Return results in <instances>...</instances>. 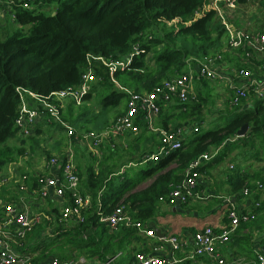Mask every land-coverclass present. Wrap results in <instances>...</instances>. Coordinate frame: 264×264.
I'll return each instance as SVG.
<instances>
[{"label":"trees","instance_id":"16d2710c","mask_svg":"<svg viewBox=\"0 0 264 264\" xmlns=\"http://www.w3.org/2000/svg\"><path fill=\"white\" fill-rule=\"evenodd\" d=\"M4 1L12 2L9 10L14 19L9 18V25L13 27L10 32L0 27V170L14 161V150L24 155L23 149L4 145L10 139H17L15 121L21 106L20 91L25 90L45 98L52 93L78 86L82 76L91 69L95 80L90 83V90L83 96L80 105L76 106L70 99L63 101L62 118L79 134L99 132L111 124L104 126L96 122L102 114L111 111L115 115L113 121L122 116L131 93H151L163 81L182 73L188 65H193L195 60L218 52L224 34V28L211 8L213 0ZM257 1L264 10V0ZM53 2H57L58 7L52 16L46 14L42 6ZM246 2L238 0L237 6L245 5ZM24 4L28 7H23ZM24 27H27L26 31ZM135 45L141 53L134 55L127 67L117 69L112 75L106 67L92 59L101 57L112 62L122 61L132 53ZM98 92L104 94L97 102L95 112L87 104ZM23 95L28 104L33 103L27 94ZM207 98L196 95L195 100L188 103H180L173 98L169 104L161 105L166 106L164 109L160 106L156 125L165 131L176 132V127L181 123L188 124L192 119L199 122L192 127L189 137L185 140L182 137L180 149L156 162L147 158L157 152L159 137L149 133L142 120L135 121L139 133L120 138L127 139V143L117 145L114 140L103 141L96 149L100 154L97 165H94L96 155L86 145L66 138L65 148L70 144L75 155L74 165L78 177L75 193L83 199L88 197L89 205L80 210L82 222L70 220L59 223L61 208L51 211L55 215L48 222L51 223L50 234L54 236L40 233L34 252L40 249L42 258L47 256V252L52 255L51 258L59 260H73L83 255L89 260L95 257L106 264H136L135 255L148 252L137 230L118 227L111 232L100 223L98 214H111L116 206L121 205L134 221L147 227L146 223L155 214L160 199L166 198L181 183L183 171L188 164L205 153L213 157L209 163L206 162L207 167L203 164L196 169L199 174L229 159L235 163L227 169L231 191L237 193L248 187L251 195L256 198L259 193L256 192L254 182L264 185V167L252 173L247 170L252 166L249 160L264 161V157L261 159L264 156V106L255 99L251 108L233 109L227 121L222 122L225 116L220 115L214 121L217 124L205 127L201 111ZM196 100L198 102L194 103ZM170 110H176L177 116L170 114ZM41 123L52 126L50 129L53 133L65 134L60 124L48 123L45 116L41 117ZM87 123L92 126L90 130L85 128ZM244 124L248 125L246 134L237 137V131ZM36 133L39 135L43 131L39 127ZM26 139L22 142L30 141L32 153L40 148L39 141L34 137ZM79 150L89 156L91 153L93 164L85 159L79 161L76 158ZM126 150L131 153H126ZM119 152L128 155L125 162L108 167L106 163L111 160V156ZM130 164L134 167H128ZM172 164L176 167L170 168ZM148 180L151 182L146 188L138 189ZM195 192L204 197L197 202L210 198L198 192L197 188ZM73 194L64 191L63 207H74ZM212 198L222 201L217 195ZM260 211H264L262 203L255 219L249 224H242L241 229L249 225L261 228L264 216L258 218ZM59 230L63 232L57 234ZM27 237L28 234L25 239ZM246 239L244 241L247 242ZM133 244L139 249L135 251L134 258L128 252ZM228 244L232 247L233 244L240 245L241 241L232 238ZM29 256L30 264H38L40 261ZM119 258L124 260L118 261Z\"/></svg>","mask_w":264,"mask_h":264},{"label":"built area","instance_id":"2783aa9c","mask_svg":"<svg viewBox=\"0 0 264 264\" xmlns=\"http://www.w3.org/2000/svg\"><path fill=\"white\" fill-rule=\"evenodd\" d=\"M237 1L213 0L211 3V8L215 11L219 23L224 28L223 47L240 64L250 65L254 60L264 64V31L258 29L246 31L235 27L234 22L229 20L227 16V11H234L237 8ZM11 3L0 0L1 16L5 14V8L10 9ZM23 7L27 8L28 6L24 4ZM9 16L14 19V15L10 10ZM221 51L195 60L193 65H188L187 69L182 73L166 79L160 86L155 87L151 93H131L124 114L117 117L110 125L99 132L89 131L79 134L71 126L63 122L62 118L63 101L70 99L76 105H80L83 96L90 90V83L95 80L91 69L82 76V82L78 86L52 93L45 98L22 90L20 91L21 106L19 115L15 121V127L18 130L17 134L22 138L32 137L36 124L41 117L45 116L48 119V123H57L64 128L66 138L69 141L72 139L76 143L79 142L86 145L92 154L98 156L96 149L103 141H117L127 134L136 135L139 133V128L135 121L142 120L147 130L157 134L159 137L157 152L150 155L147 159L153 162L159 161L167 157L171 152L180 149L183 137L180 131H165L156 126L160 106L169 104L173 98L180 103L194 101L193 85L196 80H205L210 83L221 80L222 77L214 70L216 64L224 62V54ZM139 53L141 51L135 45L132 53L122 61L112 62L101 57L92 59L106 67L110 75H112L117 69L127 67L132 57ZM233 70V73L239 77H250L248 70L242 68ZM228 89L231 91L227 99L228 107H241L245 102L249 101L250 97L264 103V79H250L247 84L240 86H235L230 82ZM24 93L32 99L33 103L28 104L25 101ZM194 130L196 131V129ZM74 156L73 148L68 144L62 157H51L48 160V166L61 168V179L43 173L34 175L35 184L42 199L55 198L60 200L63 198L65 190L74 193V207L61 206L58 217L59 223H66L70 220L82 222L80 210L89 205L88 197L83 199L75 193L78 177L74 165ZM212 157L213 155L205 153L191 161L183 171L181 183L166 198H161L160 201L174 205L186 204L189 200H203V195L195 192L197 180L200 177L196 169L208 162ZM25 179L26 176H23L21 181ZM254 185L256 186V192L260 193L263 191L264 186L262 183L257 181ZM24 188L23 184L19 187L20 190ZM250 193L251 190L248 187L242 189L244 196H248ZM221 200L224 203L227 219V227L223 232H216L214 228L205 226L193 233L190 243L174 235L164 236L159 239L160 242L167 244L172 252L182 251L184 254L182 261L195 262L197 259L203 258L214 261L217 264H224V260L219 257L217 250L231 242L242 224H247L255 219L256 212L261 207V201H254L250 211H240L230 197L224 196L221 197ZM98 215L100 223L104 224L111 232L116 231L118 227L134 228L139 235L146 238L155 237L153 230L148 229L141 222L134 221L121 205L116 206L111 214ZM45 218L41 213L31 212L25 204H11L0 200V264H30L31 257L28 254L18 253L12 245H20L26 235L39 226ZM49 220L50 218L47 219V221ZM253 257L254 260L249 262H246L243 258L237 260L234 264H264V244L253 250ZM135 259L136 264H177L180 262L172 257L156 258L144 253H137ZM241 260L242 263L240 262ZM47 264H87V261L85 258L59 260L50 257Z\"/></svg>","mask_w":264,"mask_h":264},{"label":"crops","instance_id":"0c3cea01","mask_svg":"<svg viewBox=\"0 0 264 264\" xmlns=\"http://www.w3.org/2000/svg\"><path fill=\"white\" fill-rule=\"evenodd\" d=\"M237 7L235 10H237ZM234 10V11H235ZM233 12V11H229ZM230 20V19H229ZM260 31H264V25L260 28H257ZM224 38L221 40V51L224 54V62L221 64H216L214 70L217 74H219L222 79L218 80L214 83H209L205 80H196L193 85V91L195 96L197 97L202 96H210L208 95L204 88L210 87L214 90V99L217 97V100L213 103L214 107L217 109V113L219 116L230 113L233 109L227 106V99L228 96L231 94V91L228 89L229 83L232 82L235 86H240L247 84L250 79L262 80L264 79V64L263 62L258 63L256 60L252 61L250 65L247 64H240L238 61L234 59V57L225 51L223 47ZM188 67V66H187ZM190 68V66H189ZM236 68H242L248 70L250 72V79L243 78L235 75L234 70ZM196 100L194 103H197ZM255 102V99L250 97L249 101L245 102L244 105L241 107L244 108H251ZM264 106V103H262ZM166 106H161L164 109ZM241 109V108H240ZM170 114L177 116L176 110L168 111ZM160 114V112H159ZM159 118V115H158ZM157 118V121H158ZM218 119V118H217ZM216 119V120H217ZM202 123L204 122V126L215 125L217 123L214 120L205 121L203 116H201ZM156 121V123H157ZM199 121L197 119H192L188 121V124L181 123L180 126L176 127L178 131L182 133L183 139L185 140L192 134V127H194ZM213 122V123H210ZM40 121L36 124L34 128L33 136L34 139L38 140L39 136L43 135V133L37 135L36 129L41 128L43 132H49L50 136L53 134V130L50 129L49 126L43 125L42 123L39 124ZM207 123H210L207 125ZM157 126V125H156ZM49 127V128H48ZM171 128V126H169ZM58 133V132H56ZM154 134L152 132H149ZM59 134L58 141L55 142L53 145V152L48 154V158H43L39 161V165H36L35 162L26 163L25 161L32 160L34 158V154L31 152H24V155H19L22 160V164L18 163L20 166L10 167L11 165L15 164L13 162L9 163L3 169L0 170L2 174L0 175V200L5 203L11 204H25L28 209L36 214H42L46 218L44 221L37 226L28 237L22 241L20 245H12V247L18 252L23 254H29L33 257V260L36 259L38 264H47L49 261L50 256L45 252L47 255L45 258L41 257V250L38 249L34 252L33 249L37 248L38 241H39V234L42 233L43 235H47L49 237L54 236L50 234V224L47 219L52 218L55 213L54 210L57 208L60 210L62 206V199H52L46 198L42 199L38 193L34 175L43 173L47 174L51 177H55L61 179V168L58 166H48V160L51 157H62V154L65 150L66 144V137L63 133ZM156 135V134H155ZM126 136V135H125ZM124 136V137H125ZM17 139L15 141H19L21 143L24 139L20 137L18 134L16 135ZM14 141V142H15ZM125 146V145H124ZM39 147H41L39 145ZM38 150H41L40 148ZM37 152V151H36ZM35 152V153H36ZM29 153V154H28ZM28 154V155H27ZM100 155V154H99ZM98 155V156H99ZM18 157V158H19ZM209 163V162H208ZM208 163H204V167H207ZM223 164V163H222ZM222 164L219 166L221 167ZM234 165V164H233ZM230 165V166H233ZM219 166H212L206 168L208 172L200 173V177L197 180V191L203 193L204 195L209 196L210 198L204 202H197V201H190L186 205L181 204H174L173 206L166 204V203H159L155 214L153 217L146 223L147 227L150 230H153L155 233L154 238H146L142 235H139L141 239L146 243V247L148 248L147 254L156 258H175L178 262L177 264H217L214 261L208 259H197L195 262L189 261H182L184 258V254L182 251L172 252L170 247L160 242V238L168 235H174L179 237L181 240H185L186 242L190 243L192 240V235L199 229H202L205 226H210L214 228L216 232H223L227 227V219L225 213L224 203L220 200L213 199L212 197L217 195V197H224L228 196L231 198V201L237 206V209L240 211H250L253 207V202L255 200H260L264 203V198L261 194H259L256 198L254 195L244 196L242 194V190L233 193L231 191V185L228 181V173L227 169L221 172V168ZM229 166V169H230ZM176 167L175 164H172L170 168ZM219 167V172L217 173L215 169ZM96 168V167H95ZM6 172L5 175L3 173ZM248 173L253 172V167H249L247 170ZM26 176L24 181H21V178ZM151 180L146 181L144 184L141 185V189L146 188ZM23 184L25 188L20 190V185ZM243 189V188H242ZM51 204V205H50ZM263 207V204H262ZM264 209V208H263ZM52 211V212H51ZM50 212V213H47ZM264 216V211H260L259 216ZM41 226L40 229H38ZM53 226V225H52ZM158 226V227H157ZM63 231L57 232V234L62 233ZM248 241H244L247 240ZM233 239H239L241 244H233L232 247L228 245L220 247L217 250V253L220 258L224 260V264H234L239 259H245L246 262L254 260V257L251 256V251L254 250L256 247L264 244V225L261 228H256L254 225H249L241 229V227L237 230L236 234L234 235ZM135 243V242H133ZM141 244L139 245V247ZM53 247L52 249H55ZM50 249V250H52ZM34 252V253H33ZM52 254V253H51ZM85 258L87 264H106L101 263L97 258L93 257L89 260L87 257L83 255H79L74 257L73 259L78 258Z\"/></svg>","mask_w":264,"mask_h":264},{"label":"rangeland","instance_id":"374dc122","mask_svg":"<svg viewBox=\"0 0 264 264\" xmlns=\"http://www.w3.org/2000/svg\"><path fill=\"white\" fill-rule=\"evenodd\" d=\"M57 7H58V3L57 2H53V3L47 4V5H43L42 6V10L46 14L52 15L54 10ZM224 7H226V6L224 5ZM236 7H239V8L237 10L233 11V12L227 11V16L232 22H234L235 27H238L240 29L249 31V30H252V29L260 28V27H262V25H264V10L260 8L261 6L259 5V2L257 0H247L245 5L236 6ZM9 18H10L9 10H8V8H5V14L2 15V16L0 15V27L2 26L3 30H6V31L10 32L11 28H13V27H12V25H9ZM23 29H24V31H26L27 27H24ZM4 33H6V32H4ZM2 39H4V38H2ZM111 81H113V80H111ZM113 82H114V84L117 83L115 79H114ZM204 90L210 96H208L207 103L204 105L203 110L201 111V116H203V119H205V121H207V122L211 121V120L215 121L217 118L221 117V116L218 115L220 113L215 112V111H217V109L213 105V103L217 100V97L214 99V94L215 93H214V90H212L210 87H206V88H204ZM103 94L104 93H102V92H98L97 94H95L96 97L94 99H92L91 101H89L90 103L87 104V105H89V109L94 110L95 112L97 111V108H98L97 102H99V100L101 99ZM209 102H210V104H208ZM76 108H78V107H76ZM75 112H77V111H75ZM113 114L114 113H112L111 111H109V112H107L105 114H102L100 116V118L96 119V122L97 123L101 122L104 126L106 124L108 125L115 118V115H113ZM223 115L225 117L222 118V122H225V121L228 120L230 114L226 113V114H223ZM49 127L51 128L52 126H49ZM85 128L90 130V128H92V126L89 125V123H87L85 125ZM79 130L83 131L85 129H79ZM59 137H60L59 134L56 133V132H54L52 134V136H50L49 133L43 132V135L39 136V138H38L39 145L41 146L40 147L41 150H36L37 152L35 151L36 153L35 152L33 153L34 154V158L32 160L25 161L24 165L26 163H32V162H35L36 165H39L38 163H39L40 160H42L43 158H46L48 154H51L53 152V150H54L53 149V145L55 144L56 141H58ZM26 140H28V139H24L23 141H26ZM14 141H15L14 139H10L4 145L5 146H9L11 148L14 147V148H18V149H23L25 153L30 151V148H29L30 141H27L26 143H23V142L19 143V141H15V142ZM256 141H257L256 142V144H257L258 140H256ZM123 142L127 143V139H119L115 143L117 145H120ZM102 149H101V151H102ZM140 149L141 148L139 147L138 150H140ZM126 153H131V152H130V150H126ZM91 155H92L91 153H90V156H89L83 150H79L78 153H77L76 158H78V160L81 161V162H83L84 159H85V161H89V163L93 164V161L90 159ZM127 156H124L122 154V152H119L118 155L111 156V160L108 161L106 163V165L108 167H110L111 165H119L121 163H124L125 160L127 159ZM18 157H19V154H17L16 151L14 150L12 158H14L15 161L13 163H15V164L11 165L10 167H13V166L19 167L22 164V160H20L21 158L20 157L18 158ZM263 157L264 156H261V159ZM249 159L250 158H247L246 160H249ZM99 160H100V155L99 156H95L94 157V165H95V163L97 165V162ZM18 163H21V164L19 165ZM249 163L252 164L253 171H257V170L261 169L262 167H264V161L249 160ZM230 165H233V163H231V161L228 159L226 162H224L222 164L221 167L219 166L221 168V172L223 170H225V168L229 169ZM128 167H134V166L130 164ZM219 167H217L215 169V171L217 173L219 172ZM123 170H125V168ZM1 174H2V172H0V175ZM5 174H6V172L3 173V175H5ZM255 182H257V181H255ZM255 182H254V184H255ZM138 189H141V186ZM259 194H261L263 196V198H264V189ZM262 204H263V208H264V203H262ZM262 224H264V221L262 222ZM138 250H139L138 247L133 244L130 247V250L128 251L129 252V256L134 258L135 251L137 252ZM124 257L125 256L123 255V258ZM123 258H119L118 261H123L124 260ZM240 262L242 263V260Z\"/></svg>","mask_w":264,"mask_h":264},{"label":"water","instance_id":"95a60500","mask_svg":"<svg viewBox=\"0 0 264 264\" xmlns=\"http://www.w3.org/2000/svg\"><path fill=\"white\" fill-rule=\"evenodd\" d=\"M54 15V13L52 14V16ZM248 129V125L244 124L243 126H241V128L237 131V137H242L246 134Z\"/></svg>","mask_w":264,"mask_h":264}]
</instances>
